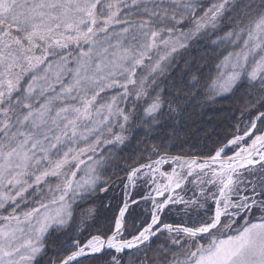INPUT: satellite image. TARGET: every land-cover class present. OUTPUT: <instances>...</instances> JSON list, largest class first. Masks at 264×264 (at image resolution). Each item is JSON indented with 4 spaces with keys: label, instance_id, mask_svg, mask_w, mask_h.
<instances>
[{
    "label": "snow or ice",
    "instance_id": "snow-or-ice-1",
    "mask_svg": "<svg viewBox=\"0 0 264 264\" xmlns=\"http://www.w3.org/2000/svg\"><path fill=\"white\" fill-rule=\"evenodd\" d=\"M0 264H264V0H0Z\"/></svg>",
    "mask_w": 264,
    "mask_h": 264
},
{
    "label": "trees",
    "instance_id": "trees-1",
    "mask_svg": "<svg viewBox=\"0 0 264 264\" xmlns=\"http://www.w3.org/2000/svg\"><path fill=\"white\" fill-rule=\"evenodd\" d=\"M235 103L233 100H217L215 103H208L203 108H197L195 113L190 117H187L184 121L178 123L175 128L168 127L165 132L176 143V147L171 149V154L175 155L182 150L192 149L195 151L196 145L203 142V138L206 131L213 129L214 127L226 126L228 123H234V116L238 117L239 113L235 112ZM127 156V152L122 154ZM126 161L121 160L123 164ZM165 170H170L165 167ZM112 169L106 175L111 174ZM123 176L122 172H118ZM145 188L140 185L137 189L133 190V198L138 199L143 195ZM122 195L120 188H116L114 192H109L107 195L103 192H98L94 197L95 207L98 208L101 216H106L111 213V209H106V205L111 200L114 204L116 200L113 197L119 198ZM90 205H82V208H88Z\"/></svg>",
    "mask_w": 264,
    "mask_h": 264
}]
</instances>
